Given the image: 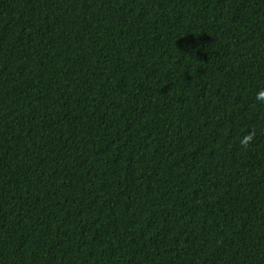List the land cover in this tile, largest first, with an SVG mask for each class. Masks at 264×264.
Listing matches in <instances>:
<instances>
[{
	"label": "trees",
	"instance_id": "trees-1",
	"mask_svg": "<svg viewBox=\"0 0 264 264\" xmlns=\"http://www.w3.org/2000/svg\"><path fill=\"white\" fill-rule=\"evenodd\" d=\"M260 90L264 0H0V264H264Z\"/></svg>",
	"mask_w": 264,
	"mask_h": 264
},
{
	"label": "clouds",
	"instance_id": "clouds-1",
	"mask_svg": "<svg viewBox=\"0 0 264 264\" xmlns=\"http://www.w3.org/2000/svg\"><path fill=\"white\" fill-rule=\"evenodd\" d=\"M256 100L264 103V90H260L256 95ZM255 133L249 132L247 135H244L240 141V144L243 148H247L252 141L254 140Z\"/></svg>",
	"mask_w": 264,
	"mask_h": 264
}]
</instances>
